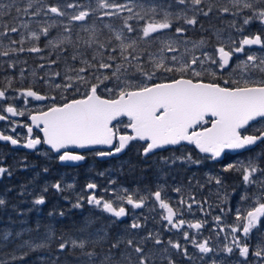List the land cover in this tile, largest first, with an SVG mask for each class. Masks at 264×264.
Returning a JSON list of instances; mask_svg holds the SVG:
<instances>
[{
	"label": "snow or ice",
	"instance_id": "1",
	"mask_svg": "<svg viewBox=\"0 0 264 264\" xmlns=\"http://www.w3.org/2000/svg\"><path fill=\"white\" fill-rule=\"evenodd\" d=\"M229 3L231 7L211 2L206 4V0H168L167 3L148 5H138L135 0L123 4L111 0H95V6L91 0L87 4H81L79 0L63 4L23 0V6L17 4V0L7 4L0 2V48L4 49L0 50V56L8 57L12 53L25 51L41 53L44 49L38 42L44 37L45 48L67 51L66 46H71V59H79L84 65L80 68L69 65L62 77L66 82L55 85L56 89L63 92L79 94V98L67 99L62 95V102L58 103L55 96L41 95L32 87L15 90L18 95L11 99L23 98L25 105L29 103V98L52 101L46 110L29 112L31 123L23 125L27 130L23 146L36 149L38 145L45 144L60 162H79L86 160V155L69 151L70 145L82 149L93 145H108L110 151L96 153L106 157L121 153L130 142L138 140L144 142L142 155L147 158L164 146L187 142L199 153L206 154L204 159L222 163L220 157L226 150L249 149L258 143L264 144V129L255 133L248 132L253 122L264 120V34L259 31L244 34L246 27L253 23L258 22L264 26V0H229ZM137 8L139 10H135ZM13 9L15 17H11ZM214 9L220 14L230 13L242 17L238 28L235 20L230 24L239 34L238 40L230 38L226 44L219 43L210 52L205 38L189 41L183 39L186 27L174 28L181 21L183 25L195 26L198 16L208 17ZM125 12L127 15L121 17V13ZM97 13L103 17H121L122 25L117 29L111 23L104 24L103 28L112 35L101 39L102 29L95 23L91 26L82 23ZM22 15L32 18L43 16L46 19L22 20ZM8 17H11L10 21L6 19ZM130 21H135V26ZM33 22L38 30L31 28ZM74 22H80L75 40ZM21 28L27 30V37L21 34L18 40L13 39L11 34L19 33ZM53 29H57L56 36H51ZM81 32L87 33L86 39L80 35ZM5 37L8 39L7 45L3 43ZM26 39L33 42L31 47H24ZM217 40H220L219 33ZM81 43L92 50L91 59L80 51ZM252 46H259L262 54H249ZM197 50L200 51L199 55L196 54ZM239 54L244 58L241 59ZM50 63L55 64L56 60ZM8 67L15 68L16 62L9 61ZM39 67L43 68L44 65ZM223 73H228V79H224ZM20 74L23 76V69ZM53 75L61 76L59 72ZM220 80H223V84L218 82ZM11 87L12 78H7L6 87H0V101L5 105L0 107V121H9L8 114L12 117L24 116L28 111L18 109L15 103H9ZM121 117H127L128 122L123 127L130 129L131 134L121 133ZM10 122L15 125L11 129L15 133L16 127L20 125H16L15 121ZM34 127L42 136L33 135ZM0 141L9 142L13 146L21 144L20 137L6 135L2 131ZM162 159L165 164L168 163L167 158ZM177 159L196 165L203 162L200 158L194 159L191 153ZM260 159H264V152L246 162L225 164L223 172L238 173L244 185L255 186L257 190L241 195V202L251 203L247 207L235 209L233 223L224 224L221 215L212 218L215 236L219 238L222 233L225 234V243L219 251L228 255L238 251L243 264H249L250 255L264 264V234L259 232L258 227L264 221V167H261ZM6 172L8 169L0 167V175ZM213 180L217 185L222 183L219 176L208 177L209 182ZM50 187L60 193L65 187L71 189L73 185L65 186L62 181H56ZM97 187L96 183H88L86 188L91 194L78 195L73 207L83 208L86 202L110 214L115 218L110 224H116L121 222V218L128 217L130 210L142 209L152 201L154 203L149 211H156L158 207L161 219L167 222V226L182 231L185 242L191 243L199 253L207 255L217 251L210 244L211 236L198 240L196 235L183 231L186 225L188 229H194L196 234H200L208 225L207 219L186 221L183 218L185 208L191 212L193 204L199 206L201 212L205 211L194 196L189 197L191 202L181 197L174 207L163 187L147 191V194L128 189L113 191L110 199L98 196L95 192ZM172 191L180 193L181 189L175 188ZM47 192L48 187L42 189L41 194L34 199V205H44ZM5 204L6 201L0 198V206ZM52 215L54 213L50 212L49 216ZM59 215L64 216V213L60 212ZM93 223L92 219L86 217L75 234L67 237L63 234L56 237L53 230L48 228L42 236L24 238V233L38 232L39 224L35 229H24L14 234L8 230L0 231V247L15 244L22 251L19 259L23 260L30 251L46 248L53 239H59L58 249L61 252L69 250L71 254L76 249L80 250L81 256L85 258L81 264H134L132 253L138 257L135 264H155L157 257L167 260V264H176L170 255H166L167 247H155L164 243L158 233L147 232L141 236L134 232L143 227L138 218H134L128 225L125 230L127 235L111 243L106 254L97 252L96 246L108 238L107 227L90 231ZM254 229L257 230L258 242L253 251L249 237ZM150 241L153 248L148 249ZM122 244L129 251H120ZM167 244L183 256H189L187 247L179 241L169 239ZM113 250L120 252L119 259ZM204 255L201 256L202 260ZM11 259L16 260L17 257L12 256ZM0 264H8V261L0 260ZM210 264H218V261L213 258Z\"/></svg>",
	"mask_w": 264,
	"mask_h": 264
},
{
	"label": "trees",
	"instance_id": "2",
	"mask_svg": "<svg viewBox=\"0 0 264 264\" xmlns=\"http://www.w3.org/2000/svg\"><path fill=\"white\" fill-rule=\"evenodd\" d=\"M86 1L89 0H79L81 4H87ZM92 1L95 3V0ZM126 1L128 0H111V2L121 3V4L125 3ZM139 1L140 2L142 1L143 2L142 4L144 5L150 3H157V4L162 3V2H156L155 0H139ZM145 1L148 2L146 3ZM0 2L7 4V3H11V0H0ZM65 2H71V0H44V3L47 4H53V3L63 4ZM17 4L23 6V0H17ZM216 4H218L219 6H225L224 3L221 2L220 3L218 2ZM15 16L16 13L13 9L11 13V17H15ZM11 17H8L6 19L10 21ZM98 17H99V13L90 16L89 18L92 19V23H94V22H99ZM33 19L34 20L39 19L43 21L46 18L41 16ZM105 19H110V18L104 17V20ZM113 19L118 20L119 18L116 19L114 17ZM106 22L108 23V21ZM227 22L228 21H226L225 18L221 16L220 13L214 9L213 13L210 14L208 17L198 16V23L197 25L194 26V29L192 28V26L189 27L187 25H184V27L189 29V31H209L210 27H212L213 25L216 26L217 24L226 25ZM102 24L104 25V22ZM178 26H183V22L182 21L179 22ZM97 27L102 29V33L100 36L101 39H104L105 37L112 35L111 33H109L107 29L103 28L102 25H97ZM76 28L78 29V27ZM77 29L74 28L73 31L74 40L76 39ZM51 33L57 34V29H53ZM103 33H108V35L107 36L103 35ZM80 35L85 39L87 38V33L81 32ZM11 37L13 39H17V34L12 33ZM42 41H44V37H41V40L38 42L39 46L42 49L47 50L48 48L44 47ZM32 43L33 42H31L29 47L32 46ZM113 43L115 44V41H113ZM26 45L27 44L25 43L24 44L25 48ZM66 47H67V51L55 50L58 52L57 53L58 56L60 54L58 59L55 58L53 55H49V52L47 51H44L38 55L25 51L20 57L21 59H19L18 61L13 60L14 62H16V67H20L21 69V66H23L22 67L24 73L23 75L29 77L30 74L28 71L33 70V73L35 72V75L37 77L36 81H38L36 83H32L29 81H21V82L17 81L16 76L18 75L17 74L11 75V68L8 67V61L6 64V61H4L0 56V65H1L0 87H6L7 78H12L11 88L13 89L32 87L35 90L37 89L38 91L46 92V88L44 89L41 86V84L43 83L39 81V80H45V77L41 76V73L40 75H38V71L43 73L45 71V68L49 66L52 71L51 74H53L55 72H60L61 70H59L60 69L59 66H61L62 64L67 66L66 63L72 65L73 68L84 67V65L80 62L79 59L75 61L71 59L72 50H73L72 47L71 46H66ZM80 51L88 52V49L82 44ZM65 57H67V60L65 61L66 63L64 61H61L62 58ZM86 57L88 59H91V57L88 56ZM51 60H56V63L51 64L50 63ZM41 64L44 65L43 68L39 67V65ZM65 71L66 70H64L63 72L65 73ZM69 74L74 75V73H69ZM18 78L20 79V77ZM58 96H60V94ZM78 96L79 95L73 96V94L70 93L66 95L67 99L75 98ZM176 151H178V149ZM188 153H186L185 155H187ZM190 153L192 154L193 158L202 159L201 155L197 154L195 150H191ZM204 157L205 156H203V158ZM131 158L132 157L126 151L121 158L112 159V163H110L108 168H111V170L113 171V174L115 175L114 180H116L115 181L116 184L129 187L135 181L137 184H140V186L146 187V184L150 185L152 184V182H154L153 177L155 174L157 175L154 179L163 178L162 181H164L165 179H167V176L171 175V173L173 174L177 173L179 178L183 173L193 172V174L194 173L197 174L199 171L201 172L204 169L210 167L200 164L197 166L195 165L185 166L183 164L174 167L166 166L168 168L165 167L166 169L163 172L164 173L163 176L161 172L159 173V170L158 172H156L158 168L155 165H150V164L147 165L146 163L142 162L140 156H133V159L139 161L131 162ZM90 159L97 161L96 157ZM86 164L87 162L84 163L83 165ZM103 164L105 168V162H103ZM83 165L79 167L61 166L58 163L57 159H55L53 156L43 157L37 153H28L23 150H13L9 144L0 143V167H4L8 169V172L2 174V176L0 177V198H3L6 201V204L4 206H0V231L8 230L14 234L17 231H22L24 229H35L36 225L39 224L40 228L38 232L24 233V238H28V236H34V237L42 236L48 230V228H51L53 230L56 237H60L62 234L65 237H67L68 235H74L75 230L82 224L84 219L87 217L94 221L90 231H95L96 229L107 227L109 233L108 238L96 246L97 252L106 254L110 249L111 243H115L118 237L127 235L125 230L128 227L124 226L123 223L121 222L120 223L118 222L116 224H110V222L113 220H111L106 215L103 214L99 215L98 212L90 211L86 206H84L83 208L73 207L78 197V195L76 194H82L81 191L75 192L74 190L83 189L88 182L87 172L85 168L80 170V168ZM213 167L220 168L219 166H213ZM45 168L48 169L47 172L44 171ZM228 173L231 174V172ZM235 177L238 178L239 181L242 180L239 174L226 176L225 177L226 180L224 179L221 186L218 185L220 190L229 193V189L226 188L227 180L229 178H235ZM147 178L151 179V181L149 180L145 181ZM192 178L195 177L193 176ZM56 181H62L63 185H65L64 183L68 182L69 184L73 185V187L71 189L65 187V190L63 192L57 193L55 189L50 187L51 184L55 183ZM164 182L168 184L167 180H165ZM188 182L189 181H187V179H183L180 182V184L181 185L188 184ZM195 183L196 184L191 187L190 192H194L198 194L197 201L203 203L207 202L208 199L205 196V194L209 190V185H204L199 180L196 181ZM181 185H179V187H181ZM152 186L154 185L152 184L151 187ZM45 187H48V192L45 194L46 203L44 205H34L33 203L34 199L39 194H41L42 189H44ZM251 191H253V189H251ZM64 192H66V194ZM202 195H204V197ZM221 195L222 198L218 197L215 200V202L218 203L219 211L222 208L223 212H226V210L224 209H227L229 207L228 205L229 202L227 200L228 194H224L225 196L223 194ZM65 197H67V199H65ZM50 212L54 213V215L49 216ZM60 212H63L64 216H60L59 215ZM152 214L154 215L155 213L152 212ZM148 220L149 222L153 223L154 227H151V225H149L148 229L146 230V226H144V230H146V232H152L155 234V232L159 229V224H157L156 221L151 219V217H148ZM168 240L169 239H167L166 241ZM59 242H60L59 239H53L46 248L30 251L29 254L23 258V260L19 259V257L22 255V251L18 249L15 244L7 247H0V260L8 261V264H52L53 261H55L56 264H81V260H84L85 258L81 256L80 250L76 249L74 253L71 254L69 250H65L61 252L58 249ZM151 246H152L151 242H149L147 248L150 249ZM24 251H27V249H24ZM113 251L116 252V258L119 259L120 252L116 250ZM120 251H129V250H127L125 246L122 244ZM176 253L179 252L176 251ZM12 256H16L17 259L12 260L11 259ZM175 256L176 255H174L172 259H174L178 264H198L195 261H190L191 259L188 260L182 259V262H180L176 260L177 257ZM132 259L135 264V261L138 259L135 253H132ZM156 261L158 263L156 262L155 264H167V261L165 260L158 259Z\"/></svg>",
	"mask_w": 264,
	"mask_h": 264
},
{
	"label": "rangeland",
	"instance_id": "3",
	"mask_svg": "<svg viewBox=\"0 0 264 264\" xmlns=\"http://www.w3.org/2000/svg\"><path fill=\"white\" fill-rule=\"evenodd\" d=\"M156 2H162V3H167L168 2V0H155ZM89 1H86V3H88ZM91 2H92V4H95L92 0H91ZM128 1H126L125 3H127ZM146 3L148 2V1H145ZM209 2H211V3H214V4H216V3H224V5H227V6H229V7H231V4L229 3V0H206V4L207 3H209ZM135 3L136 4H142L143 2L141 1H139V0H136L135 1ZM150 4H153V3H150ZM155 4H157V3H155ZM148 5V4H147ZM93 6H95V5H93ZM136 10H139L138 8L136 9ZM233 11H234V9H233ZM121 14H123V15H121V17H123V16H126L127 15V13L125 12V13H121ZM245 14H247V13H245ZM221 16H227V19H229V21L227 22V24L226 25H219V24H217V26L216 25H213L212 27H210V29H209V31H212L213 30V33H214V35L216 36V38H217V33H219V35H220V40H218L219 41V43H227V41L230 39V38H234V39H239L240 37H239V34L237 33V31H236V29L235 28H232V27H230V24H231V22L233 21V20H235L236 21V25H237V28L240 26V24L242 23V17H240V16H233V15H231L230 13H227V14H220ZM121 17H115L116 19H118V20H114L113 18L114 17H108V18H110V19H105L104 20V17L103 16H100L99 15V17H98V21L99 22H94L95 24H96V26L97 25H102V27H103V22H104V24H108V23H111L115 28H117V29H119L120 28V26L122 25V19H121ZM21 19L22 20H33L34 21V19L32 18V17H27V16H22L21 17ZM216 19H218V18H216ZM121 20V21H120ZM106 21H108V23L106 22ZM75 24H76V27H78L79 28V23L80 22H74ZM82 23H84L85 24V26H91L93 23H92V19H90V18H88L85 22H82ZM130 23H132L133 24V26H135V21H130ZM178 24L179 23H177V24H175L174 25V28L176 27V26H178ZM184 26V25H183ZM222 26H224V27H222ZM75 27V29H77ZM190 27V26H189ZM221 27V28H220ZM226 27V28H225ZM31 28L33 29V30H38L37 29V26H36V24L33 22L32 24H31ZM174 28H173V31H174ZM192 28L194 29V26H192ZM78 30V29H77ZM229 32V33H227V34H223L222 32ZM256 31H259V32H262V34H264V26H262V25H260L258 22L257 23H253V24H251V25H249V26H247L246 27V29H245V35H248V34H253L252 32H256ZM187 32H189V29H187V31L185 32V34H184V37H183V39H187V40H189V41H198V40H200V39H198V38H192L191 36H189V35H187L186 33ZM191 32H199V31H191ZM17 34V40L20 38V35L21 34H23L25 37H27V35H28V32H27V30H24V29H20V32L19 33H16ZM112 34V33H111ZM103 35H108V33H103ZM126 35H129V36H131V35H133V34H131V33H126ZM51 36H56V34H52L51 33ZM224 36H226V37H224ZM50 38V37H49ZM215 39H214V37H213V41H214ZM3 43L5 44V45H7L8 44V39H7V37H5V38H3ZM25 43L27 44L26 45V48H28L29 46H30V44H31V41H29V40H27L26 39V41H25ZM42 43L44 44V46H45V43H46V39L44 38V41H42ZM116 43V42H115ZM219 43H216V44H209V42H208V44H207V49L211 52L212 50H213V48H214V46H216L217 44H219ZM81 45H82V43H81ZM190 46V45H189ZM14 47H19V45H15ZM0 50H4V49H2V48H0ZM154 50V49H153ZM44 51H47V52H49V55H53L55 58H57L58 59V57L60 56V54H59V56H58V52L57 51H55V50H53V49H51V48H48L47 50H45L44 49ZM43 51V52H44ZM42 53V52H41ZM41 53H34V54H41ZM252 53H255V54H257V55H260V54H262L261 53V51H260V48H258V49H255V48H251L250 50H249V54H252ZM21 54H23V53H12V54H10L8 57H4V56H1L2 57V59L4 60V61H6V64H7V61L9 62V61H13V60H19V59H21L20 57H21ZM85 54H86V56H88V57H91V54H92V50L91 49H88V52H85ZM196 54L197 55H199L200 54V51L199 50H197V52H196ZM168 55H171V54H168ZM240 55V57H241V59H243L244 57H243V55L242 54H239ZM67 60V57H65V58H62V60L61 61H66ZM66 63V62H65ZM66 65L67 66H69V64L68 63H66ZM51 66V65H50ZM67 66H65L64 64H62L61 66H59V70H61L59 73L61 74V76L60 77H56V76H54L53 74H51V68L49 67V66H47L46 68H45V71L42 73V72H39L38 71V75H40V73H41V76H43V77H45V80H39V79H37V80H39V81H41L42 83H43V85H45V87H46V92H47V94L51 97V96H55L56 97V101L58 102V103H60V102H62V100H61V96L63 95V96H65L66 97V95H68L69 93L70 94H73V96H76V95H79V94H76V93H74V92H72V91H68V92H63L62 90H60V89H56L55 88V85L56 84H63V83H65L66 81H64L63 79H59V78H62V76H63V74H64V70H66L67 69ZM72 66V65H71ZM22 67L23 66H21V69H22ZM73 67V66H72ZM21 69H20V67H15V68H11V75H14V74H17L18 76H16V79H17V81H19V82H21V81H29V82H32V83H36V82H38V81H36V75H34L35 74V72L33 73V70H30V71H28L29 72V74H30V76L29 77H27L26 75H23V76H21ZM101 71H104V70H101ZM56 73V72H55ZM51 74V75H50ZM226 76H227V79H228V73H224ZM48 76H50V77H48ZM18 77H20V79L18 78ZM47 77V78H46ZM27 79V80H26ZM16 89H13V88H11V89H9V93H8V95H9V103H15V106L18 108V109H27L28 111H26V113H25V116L27 117L28 115H29V112H32V111H36V110H39V109H42V108H47L48 106H50L51 105V103H52V101L51 100H47L45 103H42V102H34V100H29V103L27 104V105H25L24 103H23V98H20V99H18V100H12L11 98L12 97H15V96H17L18 95V93L15 91ZM84 91V89L83 88H81V92H83ZM60 92V93H59ZM60 94V96H58ZM70 97V96H69ZM75 98H79V96L78 97H75ZM69 99H72V98H69ZM25 116H23V117H25ZM15 122H16V125H20L19 127H16V132L15 133H13L12 132V130H11V133L12 134H14L15 136H24V127H23V125L25 124L24 122L25 121H23L22 120V117H20V119H18L17 121L16 120H14ZM127 122L128 121H126V120H124L122 123H121V125H120V128H124L123 127V125L124 124H127ZM262 125V129H264V123H262L261 124ZM15 125H13L12 127H14ZM262 147H264V144H261V146L259 147V148H262ZM260 150V149H259ZM259 150H258V157H259V154H261L262 152H264V150H261L260 152H259ZM256 153H257V151L256 150H254V151H251V152H248V153H245V154H243V156H241L240 158H237V160L236 161H234V162H232V161H230L231 163H236L237 161H240V162H246L249 158H251V157H254V156H256ZM37 154H39V155H41V156H43V157H46V156H48V157H50V153H45V151H42L41 153H37ZM189 154V153H188ZM181 160V159H180ZM203 160H205V159H203ZM155 161H156V159L153 161H151V162H153V163H155ZM181 161H183V162H189V161H184V160H181ZM207 161V160H206ZM230 162H227V163H230ZM211 163H214L213 161H211ZM227 163H223V164H218V165H220L221 167L220 168H216V167H213V165L212 166H210L209 168H206V169H204L203 171H199L197 174H193V176L195 177V178H192L191 179V182L193 183V185H192V183L189 181L188 182V184H187V187H186V190H187V194H190V195H188V197L187 198H184L186 201H188V202H191L190 200H189V197L191 196V194H197V193H194V192H190V189H191V187L192 186H194L196 183V181H200L202 184H204V185H209L210 186V188H209V190L207 191V193L206 194H228V192H223V191H221L220 190V188L218 187V185L215 183V181L213 180L212 182H209L208 181V177L209 176H219L220 177V179L222 180V182L224 181V179H225V177L226 176H228V175H238V173H236V172H231V174H229L228 172L227 173H225V172H223L222 171V169H223V167L225 166V164H227ZM189 164H192L191 162H189ZM195 166H197L196 164H195ZM158 167H159V169H160V171H159V173L161 172V173H163L164 172V167H160L159 165H158ZM109 170H111V168H109ZM112 171V170H111ZM218 171V172H217ZM108 173H110V172H108ZM111 175V174H110ZM2 175H0V177H1ZM174 176V174L172 175V177ZM226 180V179H225ZM162 181V180H161ZM159 182L158 184H157V187L158 188H160V187H163L164 189H165V191L166 192H168V193H171L173 196L175 195V194H181V192L182 191H180V193H176V192H174V191H172L173 189H175V188H180L179 186H177V185H170L169 186V184H166L164 181H162V182H164V183H162V182ZM111 182H113V181H110V180H106L105 181V184H107L108 186L107 187H105L103 190H104V198L105 199H110V198H112V193H113V191H115V192H120L122 189H128V190H130V187H126V186H123V185H119V184H116V183H111ZM240 183H241V185H242V187H243V191H233V190H231V194H230V196L228 197L227 196V200H228V202H229V207L227 208V209H224V210H226V212H222L224 215H227V216H229L231 219L233 218V216H235V213L232 215V213H233V211L237 208V207H240L241 206V204H243L244 206L246 205V207L251 203L250 201L249 202H247V203H243V202H241V200H240V197H241V195H244L245 194V192H248L249 194H251L252 192H251V189H254V191L253 192H255V186H246V185H244L243 184V182H242V180L240 181ZM65 184V183H64ZM69 183L67 182L65 185H68ZM222 184V183H221ZM221 184H220V186H221ZM181 185V184H180ZM182 186H184L185 187V184H182ZM168 187H170V188H168ZM74 188H75V185H74ZM105 189H107L108 191L107 192H105ZM141 190H145V189H141ZM75 192H77V191H82L81 189H76V190H74ZM109 191H110V193H109ZM130 191H132V190H130ZM98 192V191H97ZM89 193H91V191H89L88 190V194H76V195H84V196H87V195H89ZM140 194H143V193H140ZM184 194V193H183ZM235 194H240L239 196H237L236 197V201H235V205H234V207L231 205V200L233 199V197L235 196ZM98 196H100V194H97ZM180 198H175V200H176V202L179 200ZM153 203L154 202H152V201H149L147 204H146V206L144 207V208H142V209H134V210H130V212H132V211H135V214L133 215V214H131L130 213V215L128 216V217H126L125 218V220H124V222H121V223H123V225L124 226H126V227H128V225L131 223V221L134 219V218H138L139 219V221H140V223L143 225V227H142V229H138V230H134V232L135 233H138L139 235H141V236H143V235H146L147 234V232H146V230L148 229V226L149 225H151V227H154V225H153V223H151V222H149V220H148V217H151V212L149 211V208L150 207H152L153 206ZM202 203V202H201ZM217 204L218 203H215L214 204V206H217ZM223 205V204H222ZM84 206H87L88 208H89V210L90 211H93V212H98V214L100 215V214H103V215H106L107 217H109L111 220H114L115 218H113V217H111V215L110 214H108V213H105V212H103L101 209H98V208H96V207H94V206H91V205H87L86 204V202L84 203ZM176 206H177V203H176ZM221 206V205H220ZM158 208V207H157ZM157 208H156V210H157ZM233 208H235V209H233ZM200 209V207L199 206H197L196 204H193V207H192V210H191V212L192 213H195L196 212V210H199ZM222 209V208H221ZM229 209H231L232 211H229ZM206 212V211H205ZM186 214H189V212L187 211V209H186V211L184 212V216H183V218L186 220V221H189V219H190V221H195V217H191V218H188V217H186ZM232 215V216H230V215ZM145 217H147V220L145 221ZM121 220H122V218H121ZM166 222V221H165ZM120 223V222H119ZM167 223V222H166ZM145 224V225H144ZM144 226H146V230H144ZM183 231H188L189 233H190V235H196V238L198 239V240H203L205 237H204V234H203V232H201L200 234H196V231L194 230V229H188L187 228V226L185 225V228L183 229ZM159 234V236H160V238L163 240V239H171V240H173L174 242L175 241H179L183 246H186L187 247V249H188V252H189V256L188 257H185V256H181V258H179L180 260H182V259H185V260H188V259H191L190 261H195V262H197L198 264H210V261H211V259H213V258H215L217 261H218V264H223L224 263V261L226 260V259H228V260H230L231 261V263L232 264H243V258H241L240 256H239V254H237L238 253V251L237 252H234V254H232V255H228V254H226V253H224V252H222V251H219V249L222 247V245H223V242H221V241H219V240H215V241H213V243H210L211 244V246H213V248L214 249H217V251H214L213 253H210V254H207V255H204V254H201V253H199L198 252V250L195 248V247H193L192 245H191V243H187V242H185V240H184V238H183V235H182V231H178V230H176V229H171L170 228V226H167V225H165V224H163V223H161L160 225H159V229L155 232V234ZM220 240H222V239H220ZM151 242V241H150ZM163 244L162 245H156L155 247L156 248H158V249H163V248H165V247H167L168 248V253L166 254V255H170L172 258L174 257V255H176L175 257H179L181 254L180 253H176V250H174V249H171L170 248V246L167 244V241H165V240H163ZM215 242V243H214ZM225 243V242H224ZM151 248H153V244H152V242H151ZM148 246V245H147ZM150 248V249H151ZM192 251V252H191ZM237 254V255H236ZM202 255H204V258H203V260L201 259V256ZM194 256H196V260H195V258H194ZM158 259H160L159 257H157V259L156 260H158ZM253 259L254 258H251L250 259V261H253ZM234 260V261H233ZM233 261V262H232ZM248 261H249V258H248ZM226 262H227V260H226ZM253 262H256L257 263V261H253ZM176 264H178L177 262H176ZM226 264H228V263H226ZM258 264H260V262H259V260H258Z\"/></svg>",
	"mask_w": 264,
	"mask_h": 264
},
{
	"label": "flooded vegetation",
	"instance_id": "4",
	"mask_svg": "<svg viewBox=\"0 0 264 264\" xmlns=\"http://www.w3.org/2000/svg\"><path fill=\"white\" fill-rule=\"evenodd\" d=\"M256 32H258V31H256ZM256 32H252V33L254 34ZM222 33L223 34H227L229 32L226 31V32H222ZM186 34L189 35V36H191L192 38H198V37H200L198 39L205 38L209 42V44H213L214 45L216 43H219V41L217 40L216 36H214L213 31H199V32H191V31H189ZM213 37L215 39L214 41H213ZM224 37H226V36H224ZM252 47L255 48V49H258L259 48V46H252ZM223 77H224V79H227V76L224 73H223ZM218 82H220L221 84H223V80H220ZM41 86L44 89L46 88L45 85H43V84H41ZM35 91L39 92L42 95L49 96L47 94V92L38 91L37 89ZM29 100L32 101L34 99L29 98ZM46 101L47 100H45L44 103ZM34 102H38V101L34 100ZM2 106H5V105L3 104V101H0V107H2ZM42 109L45 110L47 108H42ZM32 112H34V111H32ZM9 117H10V120L9 121H0V131L4 132V134H6V135H14V134L11 133V129H12L13 124L10 121H14V120L17 121L18 119H20V117H22V120L25 121L24 122L25 123L24 125L30 124L29 123V120H28L29 115L27 117L26 116L25 117H23V116H15V117H12V116L9 115ZM124 120L128 121L127 119H121L120 121L123 122ZM262 123H264V120H258L257 122H253L251 124V126L249 127L248 132L249 133H255V132H257V130H261L262 129V125H261ZM124 132H127L128 134H131L130 129L121 128V133H124ZM26 135H27V130L24 127V136H19L18 135V137L21 138V141H24L23 138L26 137ZM33 135L34 136H36V135L41 136L40 132L37 129H33ZM261 144L262 143H258L257 145H255L254 147H252L250 149V150H253V151L254 150L257 151L256 157H258V150L259 149H260L259 152L261 150H264V147L259 148L261 146ZM143 145H144V142L143 141H138L137 140V141L130 142V144L126 147V149L120 155L115 156V157H112V158H121L123 156V154L127 151V153L132 157L131 158V162L132 161H139V160L133 159V156H140L142 162L146 163L147 165L148 164L155 165L158 168L156 172H158V170L160 171V169H159V167L157 165L162 166L164 168L166 166L174 167V166H177V165L179 166V165H182V164L185 165V166L186 165H195V164H189V162L187 163V162L181 161L180 159H177L178 157L184 156L188 152L190 153L191 150H195L194 146L193 145H190L188 143H181L179 145L167 146L166 148H163V149H160V150L156 151L154 155H151V156H149L147 158H145L142 155V150H143L142 149V146ZM41 146H43V144ZM41 146L39 147V149H37L36 153H41L42 151H45ZM177 149H178V151H176ZM100 151H105L106 152V150H103V149H94V150L82 152L81 154L86 155V157L88 158V159L86 158L87 159V164L86 165H83V163H82V164H79V165H71V167H79V166L83 165L80 168V170H82V169L85 168V170L87 172V178H88L87 184L88 183H96L97 186H98L97 189L95 190L96 194H100V195H103L104 196V190L103 189L108 186L107 184H105V181L106 180H110V181H113L115 183L116 180H113L112 179V178L115 179V175L108 168V166L110 165V163H112V159H108V160H105V161H103L101 159H97V161H95L93 159H90V158H94V157L97 158L98 155L96 153H98ZM45 153H46V151H45ZM245 153H247V152H235V153H232L230 151H226L225 154L223 155V157L220 159V161H222V163L221 162H218V161H213L214 163H211L212 160H207V161H206V159L203 160L204 159L203 156H206V155H202L201 153L197 152V154L201 155L202 161H203L200 165H206V166H212L213 165V166H219V167H221V166L218 165V164H223V163H227V162H230V161L234 162V161L237 160V158H240ZM162 158H167L168 159V163L165 164L163 162V159ZM155 159H156L155 163L151 162L152 160L154 161ZM194 159H196V158H194ZM173 161H175V163H173ZM103 162H105V168H104ZM259 162L261 164V167H264V159H260ZM166 168H168V167H166ZM108 172H110V173H108ZM101 173H103V175H101ZM156 175L157 174L154 175V177H153L154 182H152V184L154 186L151 187L152 184H150V185L149 184H146V187H147L146 188L145 186H140V184H137L134 181L133 184L129 186L130 187V190H132L134 192L143 193V194H147V191H155L158 188L157 187V184L163 179V178L162 179L161 178L154 179L156 177ZM162 175L164 176V173H162ZM172 175H173V173H171V175L167 176V179H165V180L168 181L169 186L170 185H177V186H179L180 185V182L183 179H187V181H190L191 182V178L193 177V172L192 173H183L181 175V177H179V178H178V174L177 173H175L173 177H172ZM147 180L151 181V179H149V178H147L145 181H147ZM162 183H164V182H162ZM86 185L84 187V190H82V194H88V189L86 188ZM150 187H151V189H150ZM186 187H187V184H185V187L181 185L180 189H181L182 192H181V194H178V195L175 194L173 196L171 193H168L167 192L168 196L171 198L170 199V203H172L174 207L176 206V200H175V198L178 199V198H181V197L182 198H187L188 197ZM168 188H170V187H168ZM209 188H210V186H209ZM226 188L229 189L228 197L231 194V190H233V191H243V187H242L240 181L238 180V178H236V177L235 178H229L227 180V187ZM141 189H145V190H141ZM256 190L257 189L255 188V191ZM253 191H254V189H253ZM253 191H251V192H253ZM183 192H185V193L183 194ZM109 193H110V191H109ZM90 194L91 193H89V195ZM239 195L240 194H235V196L231 200L230 203H231V205L233 207L235 205L236 197L239 196ZM192 196H194L195 199L197 200L198 194H192ZM202 196L204 197V195H202ZM205 196L207 197L208 200H207V202H204V203L202 202L201 205L204 207V209H205L206 212L205 211L204 212H201L200 209H199V210H196L195 213L189 212V214H186V217H188V218L195 217V221L196 220H204V219H207L208 225L202 231L203 234H204V237L207 238V237H210L211 236L212 239H211L210 243H213V241H215V240H219V241H221V242L224 243L225 242L224 239H223V237L225 235L224 233H222L219 238H217L215 236V231L213 230V228H214V221H213L212 218L214 216H216V215H221L224 224L227 225V224L233 223L234 216L231 219L229 216L224 215L223 213H221V210L219 211L218 204H217V206H214V204L216 203L215 200L218 197L222 198V195L221 194H205ZM241 206H244V205L241 204ZM127 207L130 208V206H127ZM244 207H246V205ZM233 209H235V208H233ZM185 211H186V208H185ZM153 212L155 214L153 215L152 212H151V219H153L154 221H156V223L159 224V225L161 223L167 225V223L161 219L160 210L158 208H157L156 211H153ZM130 213L131 214H135V211H132ZM234 213H235V210L233 211L232 215ZM232 215H230V216H232ZM125 218H122L121 222H124ZM189 221H190V219H189ZM258 227H259V232L261 234H264V221H262L259 224ZM220 239H222V240H220ZM257 242H258L257 241V230L254 229L253 232H252V234L249 237L250 247H251V249L253 251L255 250V245L257 244ZM237 254H239V253H237ZM181 255L176 260L182 262V260L179 259V258H181ZM194 258L196 260V256H194ZM251 258H254L253 261H257V263L256 262H253V261H250L249 264H258V258L250 255L249 256V260ZM226 260H227V262H226ZM226 260L224 261L223 264H226V263L232 264L230 260H228V259H226Z\"/></svg>",
	"mask_w": 264,
	"mask_h": 264
},
{
	"label": "water",
	"instance_id": "5",
	"mask_svg": "<svg viewBox=\"0 0 264 264\" xmlns=\"http://www.w3.org/2000/svg\"><path fill=\"white\" fill-rule=\"evenodd\" d=\"M45 101V100H44ZM44 101H38V102H44ZM10 115V114H9ZM11 116V115H10ZM121 118H127V117H121ZM120 119V118H119ZM28 120H29V123H31V121H30V119L28 118ZM116 122H114V124H115ZM33 129H36L35 127L33 128ZM38 130V129H37ZM39 131V130H38ZM131 131V130H130ZM41 134V136H42V133H40ZM0 142H2V143H9V142H6V141H0ZM23 143L24 142H22L21 141V144L20 145H17V146H13V145H11L10 143H9V145L11 146V148H13V149H17V150H25V151H28V152H32V151H34L35 149H28V148H26V147H24L23 146ZM181 143H187V142H181ZM41 145H38L37 146V148H39ZM43 146H44V148L45 149H47V150H49V146L48 145H45V144H43ZM167 146H172V145H167ZM167 146H164V148H166ZM174 146V145H173ZM255 146V145H254ZM254 146H250V148L249 149H251L252 147H254ZM94 149H103V150H106V152L107 151H110L111 150V148H110V146H108V145H93V146H89L88 148H77L76 146H69V148H68V150L69 151H75V152H79V153H82V152H84V151H90V150H94ZM163 149V148H162ZM249 149H240V150H226V151H231V152H240V151H245V150H249ZM158 150H160V149H158ZM158 150H156V151H158ZM197 152H199L197 149H195ZM123 152V151H122ZM121 152V153H122ZM52 153V152H51ZM121 153H119V154H115V155H113V156H118V155H120ZM54 156H55V153H52ZM201 154H203V153H201ZM206 155V154H205ZM223 155L224 154H222V156L220 157V159L223 157ZM56 157V156H55ZM106 157H110V156H106ZM58 162H59V164H61V165H63V166H71V165H75V164H79V163H81L82 161H79V162H71V161H69V162H60L59 160H58Z\"/></svg>",
	"mask_w": 264,
	"mask_h": 264
},
{
	"label": "bare ground",
	"instance_id": "6",
	"mask_svg": "<svg viewBox=\"0 0 264 264\" xmlns=\"http://www.w3.org/2000/svg\"><path fill=\"white\" fill-rule=\"evenodd\" d=\"M84 2V1H83ZM224 18H225V20L226 21H229V19H227V16H223ZM222 27H224V26H222ZM221 28V27H220ZM226 28V27H225ZM213 31V30H212ZM215 36V35H214ZM21 56H22V54H21ZM1 66V65H0ZM42 95V94H41ZM1 144H6V143H2V142H0ZM36 151H37V149H35L34 151H32V152H28V151H26V152H28V153H36ZM50 157H51V155H50ZM112 157H115V156H110V157H101V156H97V159H101V160H103V161H105V160H108V159H115V158H112ZM88 159V158H87ZM87 159L86 160H84V161H82L81 163H79V164H84V163H86L87 162ZM58 161V160H57ZM59 163V162H58ZM79 164H75V165H79ZM61 165V164H60ZM61 166H63V165H61ZM68 167H71V166H68ZM113 172V171H112ZM84 179V178H83ZM113 180H114V178H112ZM86 182V181H85ZM66 184V183H65ZM85 187V186H84ZM84 189V188H83ZM83 189H81V190H83ZM65 194H66V192H64ZM81 193H82V191H81ZM119 232V231H118ZM163 240H167V239H163ZM192 252V251H191ZM161 260V259H160ZM165 261H167V260H165ZM157 261H155V263H156ZM158 263V262H157Z\"/></svg>",
	"mask_w": 264,
	"mask_h": 264
}]
</instances>
